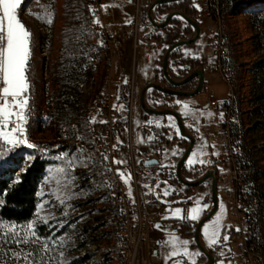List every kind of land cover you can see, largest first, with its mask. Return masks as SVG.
<instances>
[{
  "label": "rangeland",
  "instance_id": "374dc122",
  "mask_svg": "<svg viewBox=\"0 0 264 264\" xmlns=\"http://www.w3.org/2000/svg\"><path fill=\"white\" fill-rule=\"evenodd\" d=\"M107 1L109 6H119L121 4L120 0ZM153 1L146 0L142 4L140 1L139 6L134 7L132 19L130 20L134 22L137 18L140 23L139 30L144 31V36L161 42V34L157 33L159 34L157 35L155 33L156 31L153 29L155 26L149 19V8ZM188 1L197 10V18L195 19L201 23L200 36L194 43L182 45L175 49L172 54L175 56L181 53L206 52L208 54L211 48V34L206 28L207 21H203L205 19L203 16L205 0ZM230 1L232 4L237 1L241 8L235 11L234 5H231L230 11L234 12L235 15L223 18L229 50L221 58L222 68L214 70L215 78L221 75L226 78L228 83L216 79L213 82L206 83L200 93L187 96L170 97L165 93H157L153 89H149L146 100L150 106L175 108L180 114V109L182 113H185L183 105L187 103L189 105L187 113L193 118L192 122L201 129L200 139L192 149L189 160L186 161L182 172V177L185 180L196 179L210 169H214L216 172L217 164L209 158L212 152L214 155L218 154L220 141L213 137L211 124L212 122L229 120L230 133L236 137L248 160L246 173L251 179V193L260 219L259 244L264 259V12L255 15L251 13L252 10L264 8V0ZM178 4L174 2L156 6L152 11V18L156 23L163 22L169 12L178 10L176 9ZM17 12L18 18L31 33V56L28 72L30 88L27 93L22 95L28 97V104H34L38 108L45 103L42 101L44 95H48V102L52 100L55 103L54 109L51 108V104H47L50 110H53L55 120L53 115L50 117V111L49 117L41 120H39L40 117L27 115L25 112L27 120L29 119L30 122L26 130L27 138L24 136L27 144H32L30 137L33 139L39 138L42 143L49 142L53 129L59 130L65 127L67 133L71 134L73 131L72 122H75L78 129L84 132L83 135H85V127L81 122L84 106L92 93L99 90L101 79L104 76L109 75L112 81L121 79V69L116 65L125 59L127 52L125 46L132 43L135 34L132 32L129 34L128 22H119L113 18L109 11L107 12L106 20L113 24L116 35L121 41L118 43L117 48L119 49H115L113 58L105 57L103 60L104 75L100 77L99 74L94 73L90 66V61L98 54V49L95 33L91 28L90 16L92 14L88 0H22ZM49 13H51L50 17ZM49 19H51V23L47 22ZM116 22L122 23V26H119L120 29L115 26ZM190 26L180 17L171 19L163 28L171 34L170 38H172L167 41L166 49L178 40L194 36L195 29ZM126 34L129 35V38L124 40ZM72 46L79 48L77 52L79 54L76 57L79 55L78 59L82 62V76H85V78L81 81L79 90L78 115L71 118L70 121L72 122H69L61 117L62 114L58 109L61 98L59 65L64 51ZM140 52V60H143L145 51L142 47ZM178 58H174V61H177ZM151 61L154 67L152 81L170 85L162 74L163 57ZM43 72H46V79H42ZM212 73L214 74V72ZM196 81L197 79L189 81L180 89L191 90L194 88V82L196 83ZM3 87V83L0 82V89ZM140 91L141 88H135L136 94ZM201 93H210L220 102L229 99L231 106L223 110H203L200 107ZM8 99L11 103L12 98L9 97ZM176 101L180 108H177ZM0 103H3L2 99H0ZM13 111L18 110L13 108ZM151 118L155 119L152 129L153 134L158 137H156L158 142L155 143V147L157 148L156 157L159 159V164L145 165L143 161L145 157H141L143 153H139V159L136 163L139 198L147 206L162 207L166 213V219L167 217L171 219V225L175 226L176 230L179 229L176 235L177 245L176 248H173L177 255H169L164 258L161 255L158 264L202 263L206 260L194 244L193 232L196 223L208 212L211 206V178L198 186L186 187V185L180 183L176 177V166L188 146L189 140L183 139L174 117L170 115H153ZM138 120L139 114L137 112L134 116L137 128L139 127ZM146 121L149 120L146 119ZM183 122L192 134L199 133L200 129L193 128L194 125L190 121L183 118ZM6 131L10 132L11 128ZM176 137L183 140L182 145H178ZM27 144L25 147L27 154L23 158L20 157L22 160L20 167L15 166L13 170V175L17 179V174L20 177V171L29 166L33 155L39 153L36 151H41L35 147L30 148ZM11 146L7 147L3 138L0 137V152L7 153L6 157L10 155V151L21 149L17 145ZM59 147L51 150L57 154L55 153L54 161L49 164L46 175L41 181L39 192L41 201L35 216L25 223L0 221V264H26L24 260L26 255L32 264H124L123 235L120 223L113 214V197L106 180V174L102 170L95 175L87 171V162L75 147L66 146V149L62 150L63 156L58 154ZM41 152H44L46 156H50V150ZM119 159L125 162L119 165L128 163L125 147L121 148ZM190 160L193 162L189 163ZM201 160L205 163H200ZM8 164L9 166L13 165ZM222 173L224 180L219 179L217 186L218 208L211 218L203 224L201 232L207 249L211 250L215 248L214 246H220L221 251L224 253L226 250H224L223 243L229 240L231 225L234 222L231 216L233 201L228 197L225 190L231 184L230 173L227 169ZM164 174L173 180L170 179L172 181L170 184L161 183L158 185L156 190L160 196L173 199L178 198L177 195H190L193 193L194 195L187 201L172 205L160 203L154 195L153 187L155 182L162 179L161 177ZM133 183L131 181L127 183L132 194L136 191ZM165 190H168V195H164ZM173 192L175 193L171 196ZM196 207L199 208L197 219L192 220L190 210ZM177 208L181 211L177 216H173L172 213ZM217 217L220 218V234L218 242L210 245L205 235V225L208 226L207 231L210 233ZM53 218H60L56 222L58 223L56 229L53 231L56 236L54 235L53 240H47L37 233L36 225ZM189 221L193 222L192 229L187 225ZM226 222L230 223H227L229 226ZM29 223L33 224L31 230L26 228ZM9 229H12V232H9ZM57 230H62V233L58 235ZM30 231L36 233L35 237L29 235L28 243H16L18 237L22 239ZM225 235L228 237L227 240L223 239ZM183 241L189 243L184 245ZM154 243L155 241L152 239L150 245H154ZM2 246L4 248L1 249ZM185 247L188 254L184 252ZM13 253H19V256L13 255ZM79 258H82V260ZM171 258L173 261H170ZM215 264L235 263L233 257L226 259L221 257Z\"/></svg>",
  "mask_w": 264,
  "mask_h": 264
},
{
  "label": "built area",
  "instance_id": "2783aa9c",
  "mask_svg": "<svg viewBox=\"0 0 264 264\" xmlns=\"http://www.w3.org/2000/svg\"><path fill=\"white\" fill-rule=\"evenodd\" d=\"M88 5L91 11V28L95 33V41L97 44L98 54L90 61V66L95 74L103 77V60L105 57H111L114 50L118 47V38L113 27V24L106 20L107 9L106 0H88ZM232 2L230 0H205V8L203 16L209 19L206 26L207 31L212 36V43L208 56L201 62L198 59L193 61L177 60L173 61L172 74L178 78L184 77L195 69V62H198L197 67H201L204 71L220 70L222 68L221 58L224 57L229 50L228 39L226 37V26L223 24V18L235 15L230 11ZM99 20L100 23H95ZM134 42L132 44V53L126 55L123 60L122 80L117 83H125L128 85L129 101L128 106L123 110L119 103L116 102L117 92L115 90V82L112 81L109 75L101 79V84L98 91H94L88 98L85 109L83 111L82 120L85 127V132H81L77 124L72 122V133L68 134L65 127L62 129H53L52 136L49 142H41L39 138L32 139V145L41 151H51L57 149L61 144H67L75 147L80 155L87 162V171L92 174L102 170L106 174V180L109 184L111 192L113 214L115 219L120 223L123 235V256L124 264H153V257L156 254V248L150 245V233L157 225L165 218V211L162 207L154 205L147 206L139 198L138 184L136 177V163L134 151L137 144L133 141V102H134V85L132 76L134 73L135 62L138 57V49L140 47L138 19L132 22ZM154 43H146V48L152 49ZM172 69V68H170ZM46 72L42 73V79H46ZM131 85V86H129ZM43 94V93H42ZM23 95L18 99H22ZM44 98V100H43ZM42 101L44 105L35 106L28 104L25 108L27 115L38 116L39 120L48 118L55 114L47 105L51 104V108H55V103L51 100L48 102V95H44ZM56 100V99H55ZM46 104V105H45ZM205 106L213 110H223L231 106L229 99L220 102L214 97H209ZM18 110V109H16ZM124 117L125 124H119V120ZM95 118V122H93ZM16 121V117H10V123L6 129H12ZM104 121V123H101ZM29 119L24 123V134L21 136L17 133V137L25 140L26 130L29 127ZM124 131L126 140L120 136V132ZM213 137L220 141L219 152L212 160L217 164V180L223 178L225 169L230 173L231 184L226 187V192L229 198L232 199V221L229 240L223 243L230 245L227 252H231L235 264H264V259L259 244L260 219L258 210L256 209L255 200L251 193V179L247 175L248 160L245 156L244 149L239 145L236 137L230 133L229 120H221L214 124ZM127 142L130 156L129 163L119 165L114 163L118 160L117 155L120 145ZM122 142V143H121ZM7 147L11 145L5 142ZM25 148L26 144L17 145ZM12 147V146H11ZM157 148L152 147L145 154L146 158L156 157ZM64 155L63 152L58 153ZM107 157V159H106ZM119 172H123L124 176L131 175L129 181H133L136 191L129 195L128 185L121 179ZM20 179L19 174H17ZM218 185V182H217ZM230 224V223H229Z\"/></svg>",
  "mask_w": 264,
  "mask_h": 264
},
{
  "label": "trees",
  "instance_id": "16d2710c",
  "mask_svg": "<svg viewBox=\"0 0 264 264\" xmlns=\"http://www.w3.org/2000/svg\"><path fill=\"white\" fill-rule=\"evenodd\" d=\"M187 1L188 0L174 1L179 3L178 8L176 9L182 10L183 12L187 13L189 16L193 18H197L196 8H194V6L189 4V1L188 3H186ZM174 2H169V3H174ZM234 3L232 4V6L234 5V10L238 11V9H240L241 6L239 3H237V1H235ZM163 4H167V3H163ZM263 12H264V8L255 9L251 11L253 15L260 14ZM78 50L79 48L74 46H72L69 49H66L62 55L59 65V82L61 83V91H60L61 98L58 109L62 114L61 117L63 119L68 120L69 122H72L70 121L71 118L77 117L78 115L77 103L79 102V90L81 86V81L84 80L85 78V76H82L83 74L81 68L82 62L80 61V59H78L79 55L76 57V55L79 54L77 53ZM197 64L198 62L196 61L195 65ZM123 89L125 90L124 87ZM153 90L156 91L157 93H162L158 90L155 89ZM125 92L126 90L124 91V93ZM166 95L170 97L174 96L170 94H166ZM119 124L124 126L125 124L124 117H122L119 120ZM120 136L123 140L126 139V134L124 131L120 132ZM183 139H185L186 141L188 140V138L184 136ZM66 146L69 145L61 144L57 151L61 153L62 150L66 149ZM153 147L156 148L155 144ZM36 152L39 153L33 155V158L30 161L29 166L26 169L20 171V179L14 177L13 170L15 166H17L18 168L20 167V163L22 161L20 157L22 156L23 158L27 154L25 148L10 151V155L4 157L3 163L0 164V221L1 222L25 223L31 220L35 216L36 211L38 210L39 207V203L41 201V196L39 194L41 188V181L46 175V171L49 164H51V162L54 161L53 159L56 153L50 151V156L49 155L46 156L44 152L41 151H36ZM8 163L13 165L9 166ZM161 178L172 179L170 177H167L165 174ZM174 193L175 192H173L171 196ZM181 196H184V194L180 196L177 195L176 197H181ZM59 219L60 218H55V219L53 218L50 219L49 221L41 222L37 224L36 225L37 233H39L41 237H44L47 240H53L56 236L53 233V231L56 229L57 227L56 225H58V223L56 222ZM187 225L192 229L193 222L189 221ZM56 232L59 235L62 233V230H57ZM2 248L4 247L2 246L1 249ZM79 259L82 260V258Z\"/></svg>",
  "mask_w": 264,
  "mask_h": 264
},
{
  "label": "crops",
  "instance_id": "0c3cea01",
  "mask_svg": "<svg viewBox=\"0 0 264 264\" xmlns=\"http://www.w3.org/2000/svg\"><path fill=\"white\" fill-rule=\"evenodd\" d=\"M120 1H121V4H119V6H109L108 1L106 0L107 12L109 11L111 13V15L113 16V18L117 19V21H119V22L120 21L128 22L130 19H132V15H133L132 12L134 11V7L135 6L138 7L140 4V1L142 4L146 0H132V1L120 0ZM129 7H131V8H129ZM203 21H207V24H208L209 19L205 18ZM131 22H133V21H131ZM115 26H117V28L120 29L119 26H122V23L116 22ZM141 26H142V22H141ZM127 28H128L129 34L131 32L133 33L132 23L130 25L127 23ZM153 29L156 31L155 32L156 34L157 33L161 34V37H162L161 42L156 40V39L151 40L146 35H145L146 36L145 37L144 33H143L144 31L142 32V30H139V32H140L139 33L140 47L137 51L138 57H137V60L135 62L134 73L132 76V81H133L132 83L134 85V91H135V88H137V87L141 88V90H142L143 86H145L147 83H149L153 80V78H154V67L151 64L152 63L151 60H156V59H159L160 57H163L162 54L166 50V43H167V41L172 39V38H170L171 34L166 32L163 28H158V27L156 28V26H155V28H153ZM157 35H159V34H157ZM117 38H118V36H117ZM128 38H129V35L126 34V37H124V40L128 39ZM119 41H121V40L118 38V42ZM133 42H134V39L132 40V43L130 45L127 44L125 46V47H127L126 55H128V56H130L132 53ZM148 42L154 43V46L152 47V49L148 50L146 48V43H148ZM210 43H212V36H211ZM141 47L145 51V54H144L145 56H144L143 60H140V57H141L140 48ZM118 49L119 48H116V50H118ZM116 50H114L110 59L113 58ZM126 55H125V57H126ZM208 55L209 54H207L206 52L181 53V54H177L176 56L174 54H172V56L170 58V66H171L170 68H172L171 70H173L175 72V70L173 68V64H172L174 61V58L180 57V58H178V60H188L190 62L195 60V59H198L201 62V60H203ZM121 64H122V62L118 63L116 65L117 67H119L121 69V79H117V81H114V82L116 83L115 84V90L118 94L116 102L119 103L120 105H123L122 109L125 110V108L128 106V101H129L128 85L125 83H117L118 81L122 80V77L124 78V75L122 74ZM197 66H198V64L195 65L194 68H197ZM212 72H214V74ZM215 75H216L215 71H207V70L204 71V85L208 82H213L216 79H218L219 81L227 82L226 78L222 77L221 75H220V77L217 76V78H215ZM195 79H197V78H195ZM195 79H193V80H195ZM124 80H125V78H124ZM196 83H197V81H196ZM194 85H196L195 82H194ZM122 86L126 90L125 93H124L125 90L123 89ZM203 88H204V86H203ZM140 93H141V91L138 94H136V92H135L134 102H133V106H132L133 107V117H132L133 141L135 144H137V147L134 151L135 163H137V161L139 159V153L140 152L143 153V155L141 157L144 158L145 154H147L151 150V148L154 146V144L157 142V140H156L157 135L153 134V129H152V125H154L155 119H153L151 117L153 115L154 116H162V115L148 114L143 110V108L141 107V104H140ZM209 97H213V95L210 93L209 94H207V93H201L200 94V98H201L200 107H201V109H203V110L210 109L209 107L205 106ZM175 103H177V105H178L177 108H180L178 102L176 101ZM137 112L139 114V120H138L139 127L138 128L135 126V121H134V116ZM180 112H181L184 120L190 121L191 124L194 125L193 128L196 127L198 129H200V127L198 125H196L195 123L192 122L193 118L189 116V114L187 113V110L184 109L185 113H182V111L180 109ZM146 119L151 121V123H149V121H146ZM214 124H215V122H212L211 127H214ZM200 134H201V129H200L198 134L197 133L194 134V136L196 138L194 146H196L197 141L200 139ZM149 137H151V139H149ZM181 138H182V136H181ZM125 140L127 141V139H125ZM126 141H124V143L121 142L122 145H120L117 158H118V160H120L119 157H120L121 148L125 147L126 158H128V163H129V161H130V159H129L130 150H129V147H128V144ZM176 141L178 142L179 146L183 144V140H180L177 138ZM194 146H193V148H194ZM210 154H211V157L209 159H212L214 156H216V154L214 155L213 152ZM189 157H190V155H189ZM189 157L187 160H189ZM145 159H146V157L143 159V161ZM120 161H122V160H120ZM135 165H137V164H135ZM145 165H147V164H145ZM152 165H158V164H152ZM136 173H137V170H136ZM136 177H137V181H138V174H136ZM131 182L133 183V181H131ZM144 204H145V202H144ZM171 222H172L171 219H169L168 217L166 219V217H165L164 220H162L161 222H157V225L154 227V229L150 233V241L152 239H153V241H155L154 245H152V246L156 248V251H155L156 254L153 257V264H158L159 263V257H161V255L163 256V258L168 257L170 255V253L173 251V248L174 247L176 248L177 240H178V239H176V235H177V232L179 229L176 230L175 226L171 225ZM227 223H229V222H226V224ZM227 226H228V224H227ZM201 231H202V229H201ZM201 237L203 240L202 232H201ZM203 242L205 243V240ZM170 261H173V259L171 258Z\"/></svg>",
  "mask_w": 264,
  "mask_h": 264
},
{
  "label": "snow or ice",
  "instance_id": "6c2138e0",
  "mask_svg": "<svg viewBox=\"0 0 264 264\" xmlns=\"http://www.w3.org/2000/svg\"><path fill=\"white\" fill-rule=\"evenodd\" d=\"M22 0H0V82L3 83L4 87L0 89V99L3 103H0V129H6L10 123V117L15 116L16 121L11 131L0 130V137L9 145H20L27 144V140H23L17 137V133L21 136L24 134V123L27 120L25 115V108L28 105V97L24 95L22 99H18L23 93H27L30 88V83L28 79L29 72V61L31 56L30 51V36L31 33L27 30L26 26L18 18V8L21 5ZM106 7V6H102ZM49 17L51 13L48 14ZM51 23V19L47 21ZM95 23L99 24L100 21L96 20ZM128 23H131L129 20ZM9 97H11V103L9 102ZM121 108L123 105L120 106ZM184 109L187 110L189 105L185 103L183 105ZM13 108L18 109V111H13ZM95 122V118H93ZM104 123V121H101ZM151 123V121H149ZM151 139V137H149ZM28 147H34L32 144H27ZM7 153L0 152V164L3 163L4 157ZM107 159V157H106ZM116 164L125 163L124 161L114 160ZM193 161H189L192 163ZM200 163H205V161H200ZM118 173L121 179L127 184L131 179L129 174L127 177L124 176L123 172ZM147 187V186H145ZM151 191V189H149ZM168 190L164 191V195H168ZM129 195H131V189H129ZM205 207H207L205 205ZM180 209L177 208L173 211V216H177L180 213ZM199 208H193L190 210V218L192 220L197 219V214ZM28 230L33 228V224L29 223L26 225ZM220 218L217 217L211 232L207 231L208 226L205 225V235L208 239L210 245L216 244L218 242V237L220 234ZM12 232V229H9ZM29 235L35 237L36 233L30 231L28 235H25L22 239L17 238L16 243H28ZM224 240L228 237L225 235ZM187 245L188 241L182 242ZM185 254H188L187 248H184ZM13 255L19 256V253H13ZM170 255L176 256L177 252L173 250ZM26 264H32L29 261L28 256H24Z\"/></svg>",
  "mask_w": 264,
  "mask_h": 264
},
{
  "label": "water",
  "instance_id": "95a60500",
  "mask_svg": "<svg viewBox=\"0 0 264 264\" xmlns=\"http://www.w3.org/2000/svg\"><path fill=\"white\" fill-rule=\"evenodd\" d=\"M129 1H132V0H129ZM174 1H178V0H154L152 2V4L150 5V8H149V19H150L151 23L158 28H164L172 18L180 17L181 19H183L185 22H187L189 25H191L195 29V34L191 38L181 39V40L174 42L165 50V53L163 55L162 74H163L165 80L170 85H165V84H162V83L157 82V81H151V82L147 83L145 86H143V88L141 90L140 104H141V107L143 108V110L148 114L170 115V116L174 117L177 121V125L179 128L180 134L182 136L188 138L189 144L186 147L184 153L182 154V156H181V158L178 161V164L176 166V176H177L178 180L186 186H197V185L201 184L207 178H211V203H210L211 206H210L208 212L202 218H200V220L197 222L196 227H195V231H194V240H195V244L197 245V247L207 257V262L199 263V264H214V261H215L214 255L211 252V250L207 249L206 246L204 245V242H203L202 237H201V229H202L203 224L209 218H211V216L216 212V210L218 208V193H217V191H218V189H217L218 180H217V175L215 173V170L210 169L205 174H203L202 176H200L196 179H193V180H185L182 177V172H183L184 166H185L186 161H187V159H188V157L192 151V148L195 144L196 138H195L194 134H192L190 132V130H188L187 127L185 126V124L183 122V118H182L181 114L179 113V111H177L175 108H156V107L150 106L146 100V94H147V91L149 89H155V90H158L162 93L170 94V95H174V96H187V95H194V94L199 93L200 91H202L203 86H204V70L201 67H197V68L193 69L189 74H187L186 76L181 77V78L174 76L171 72L170 58H171L174 50L177 49L178 47L182 46V45L194 43L199 38L200 32H201L200 23L198 22V20L189 16L187 13L183 12L182 10H172L171 12H169L166 15L164 21L161 23H156L154 21V19L152 18V11L154 10V8L160 4L174 2ZM195 78H197V84L195 85L194 88H192L191 90L180 89L181 86H183L184 84H186L189 81H192ZM144 163L147 165L159 164V159L157 157L146 158L144 160ZM161 183H169L170 184V183H172V181L168 178H162V179H159L154 184V195H155L156 199L160 203H162L163 205H172V204H175L178 202L187 201L194 195V193H193L190 195H184V196H181L178 198H173V199L164 198V197L160 196L156 190L158 185H160ZM226 247L228 249H230L229 244H226ZM228 256L229 257L231 256V252L228 253Z\"/></svg>",
  "mask_w": 264,
  "mask_h": 264
},
{
  "label": "flooded vegetation",
  "instance_id": "af4514ba",
  "mask_svg": "<svg viewBox=\"0 0 264 264\" xmlns=\"http://www.w3.org/2000/svg\"><path fill=\"white\" fill-rule=\"evenodd\" d=\"M195 84H197V83H195ZM208 179V178H207ZM206 179V180H207ZM206 180H204V181H206ZM203 181V182H204ZM202 182V183H203ZM201 183V184H202ZM200 185V184H199ZM198 186V185H197ZM153 187V186H152ZM153 190H154V187H153ZM210 203H211V200H210ZM228 226H229V224H228ZM195 241V240H194ZM195 244V243H194ZM196 246V245H195ZM215 248H213V249H211V252L213 253V255H214V258H215V261H214V264L221 258V257H223L224 259H226V258H228L229 256H228V252H227V249H226V247H224V250H226V252H222L221 251V248H220V246H214ZM200 250V249H199ZM200 252L203 254V258H204V260H206V261H204V262H202V263H205V262H207V257H206V255L200 250Z\"/></svg>",
  "mask_w": 264,
  "mask_h": 264
},
{
  "label": "bare ground",
  "instance_id": "6f19581e",
  "mask_svg": "<svg viewBox=\"0 0 264 264\" xmlns=\"http://www.w3.org/2000/svg\"><path fill=\"white\" fill-rule=\"evenodd\" d=\"M129 8H131V7H129Z\"/></svg>",
  "mask_w": 264,
  "mask_h": 264
}]
</instances>
